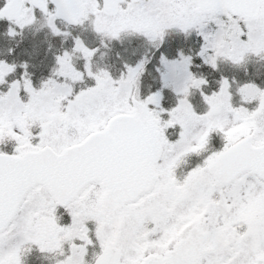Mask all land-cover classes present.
<instances>
[{
  "label": "snow or ice",
  "instance_id": "obj_1",
  "mask_svg": "<svg viewBox=\"0 0 264 264\" xmlns=\"http://www.w3.org/2000/svg\"><path fill=\"white\" fill-rule=\"evenodd\" d=\"M45 261L264 264V0H0V264Z\"/></svg>",
  "mask_w": 264,
  "mask_h": 264
},
{
  "label": "trees",
  "instance_id": "obj_2",
  "mask_svg": "<svg viewBox=\"0 0 264 264\" xmlns=\"http://www.w3.org/2000/svg\"><path fill=\"white\" fill-rule=\"evenodd\" d=\"M29 39H35L37 42L44 39L43 33H36L35 37L32 36V34H29Z\"/></svg>",
  "mask_w": 264,
  "mask_h": 264
},
{
  "label": "flooded vegetation",
  "instance_id": "obj_3",
  "mask_svg": "<svg viewBox=\"0 0 264 264\" xmlns=\"http://www.w3.org/2000/svg\"><path fill=\"white\" fill-rule=\"evenodd\" d=\"M43 264H50V262H48V261H45V262H43Z\"/></svg>",
  "mask_w": 264,
  "mask_h": 264
}]
</instances>
